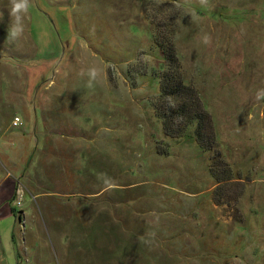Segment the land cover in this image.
Wrapping results in <instances>:
<instances>
[{"label": "rangeland", "instance_id": "1", "mask_svg": "<svg viewBox=\"0 0 264 264\" xmlns=\"http://www.w3.org/2000/svg\"><path fill=\"white\" fill-rule=\"evenodd\" d=\"M10 10L0 0V138L14 114L29 131L52 120L34 153L0 146L22 195L18 264H264V0H31L17 39ZM153 35L197 90L211 150L194 126L165 135Z\"/></svg>", "mask_w": 264, "mask_h": 264}, {"label": "trees", "instance_id": "2", "mask_svg": "<svg viewBox=\"0 0 264 264\" xmlns=\"http://www.w3.org/2000/svg\"><path fill=\"white\" fill-rule=\"evenodd\" d=\"M153 36L154 44L160 49L167 64L159 75L160 102L153 104L156 116L161 120L165 130L164 134L171 138L182 137L194 126L193 137L196 143L203 150H211L215 144L214 135L197 90L184 82L173 43L164 44ZM172 128H178V134L170 133ZM205 129L208 134L204 133ZM13 214L15 215V210Z\"/></svg>", "mask_w": 264, "mask_h": 264}, {"label": "crops", "instance_id": "3", "mask_svg": "<svg viewBox=\"0 0 264 264\" xmlns=\"http://www.w3.org/2000/svg\"><path fill=\"white\" fill-rule=\"evenodd\" d=\"M36 82L32 81L30 83V86L27 85V96H29V92H33L34 95L36 93ZM31 96L27 97L26 100L24 102H26L25 104L29 107V106H35V107H39L40 109V113L43 115V110H45V108L47 107L48 103H45V98L40 97L39 99L35 96L33 98H30ZM33 101V105L32 103H30V101ZM48 101V98H47ZM22 102V101H21ZM38 102V104L36 103ZM37 111V108H36ZM15 117H19L17 114H14V116L11 118L10 120V125L8 124V127L6 128L7 131L8 130H12L10 132V136L5 137L6 139H2L0 138V146H2L1 148L3 149H7L8 152L11 151L12 148H14L17 145H25V144H32V148L28 147V151L30 153H34L37 149V147H33V143H32V138L34 137V141L39 142V139L37 140V136L40 137V143H44L46 140L45 135L48 133V131H50L51 128V121L50 123H44L42 130H40L41 126L35 124L33 126V130L29 131L28 129H25L23 127V124L21 126H17V127H13L12 126V122L13 119ZM20 118V117H19ZM21 120V118H20ZM22 123V120H21ZM0 130H2L3 132H5L3 130V127L0 128ZM52 134V132H51ZM45 137V140H44ZM4 143L3 145H1V143ZM44 146V144H42ZM42 146V148H43ZM44 150V149H43ZM31 160L33 159V155L30 158ZM5 176V175H4ZM17 176V175H15ZM8 176H5L4 178H0V264H18V260H17V254H16V249L15 244H13L12 242V232L14 230V226H15V215L13 214V207L12 205L9 204V199L10 197H12L13 194V189H12V193H11V179H7ZM6 225H9V227L7 228L8 233H6L7 236V241L4 242V240L2 239V235H6L4 232L6 230ZM3 232V234H1Z\"/></svg>", "mask_w": 264, "mask_h": 264}, {"label": "clouds", "instance_id": "4", "mask_svg": "<svg viewBox=\"0 0 264 264\" xmlns=\"http://www.w3.org/2000/svg\"><path fill=\"white\" fill-rule=\"evenodd\" d=\"M10 5L11 10L9 15L13 18V22L8 28V36L12 39H17L24 33V16L31 6V0H10ZM205 42H207V37H205ZM98 74L99 70L97 68H89L87 72L89 88L93 86V82L96 81ZM261 98H264V90L257 93V99ZM105 184L110 187L113 186L109 180H105Z\"/></svg>", "mask_w": 264, "mask_h": 264}, {"label": "built area", "instance_id": "5", "mask_svg": "<svg viewBox=\"0 0 264 264\" xmlns=\"http://www.w3.org/2000/svg\"><path fill=\"white\" fill-rule=\"evenodd\" d=\"M21 125V120L19 117H15L12 122L13 127H17ZM21 200H22V195L19 190H15L12 194L11 199L9 200V204L12 205L13 209L16 211L21 207ZM18 214V212H17Z\"/></svg>", "mask_w": 264, "mask_h": 264}]
</instances>
